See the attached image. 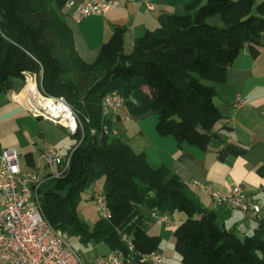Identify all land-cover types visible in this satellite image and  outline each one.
I'll use <instances>...</instances> for the list:
<instances>
[{
	"label": "trees",
	"instance_id": "1",
	"mask_svg": "<svg viewBox=\"0 0 264 264\" xmlns=\"http://www.w3.org/2000/svg\"><path fill=\"white\" fill-rule=\"evenodd\" d=\"M66 2L0 0V91L10 90L14 78L36 75L44 94L64 96L84 124V136L82 131L73 134L78 143L65 175L40 188L51 224L66 237L105 242L110 251L126 248L122 235L127 234L136 252L150 254L163 238L149 233L144 208L157 214L180 211L188 217L174 230L183 264H264L263 228L240 238L219 224L217 213L202 206L169 166L153 167L145 152H135L120 135L92 132L104 123L117 127L122 110L129 116L152 111L161 136L208 149L222 118L217 90L208 82H225L245 47L253 57L260 54L264 0H192L187 13L164 14L161 25L135 40L131 52L125 50V29L118 28L92 63L78 52ZM215 16L223 26L208 22ZM115 91L124 97V107L114 117L104 116V98ZM246 152L228 144L220 156ZM26 161L34 165L32 153ZM258 172L264 175V165ZM102 177L112 215L101 217L91 230L79 220L76 201Z\"/></svg>",
	"mask_w": 264,
	"mask_h": 264
},
{
	"label": "crops",
	"instance_id": "2",
	"mask_svg": "<svg viewBox=\"0 0 264 264\" xmlns=\"http://www.w3.org/2000/svg\"><path fill=\"white\" fill-rule=\"evenodd\" d=\"M191 1L120 0L119 6L111 7L106 13L86 17L95 18L88 23L83 21L86 18L80 20V23L75 21L70 16L71 10H67V21L73 29L78 52L87 62H94V59L91 60L92 55L118 28L125 29V50L131 52L135 40L161 25L164 14H185L186 6ZM206 1L202 0L203 3ZM261 1L256 0L257 3ZM85 34L91 37V41L84 45ZM259 49L260 54L253 57L250 49L245 47L229 67L225 82L210 83L217 90L215 103L222 118L214 127L218 137L210 143L208 149L203 150L187 143L179 145L173 136H161L158 133L152 138L148 137L151 143L145 150L153 167L161 164L169 166L188 184L192 195L202 206L217 213L219 224L240 238L264 229V175L258 172V168L264 165V33ZM31 76L32 83L39 87L37 77ZM28 78H14L10 90L0 91V168L5 148H14L25 158L26 154L32 153L36 162L42 151L39 139L47 143L40 126L43 117L36 116L29 102L21 97L26 92ZM237 95L248 100L243 108L238 109L233 104ZM126 116L116 126L130 119V116L128 119ZM228 144H236L247 152L221 158L220 152ZM234 183L241 184L253 196L254 201L260 205L259 212L233 208L228 204L215 206L211 194L203 187L208 185L216 191L229 193ZM185 218L184 212L178 213V221ZM148 231L152 235L162 236L151 233L150 226Z\"/></svg>",
	"mask_w": 264,
	"mask_h": 264
},
{
	"label": "built area",
	"instance_id": "3",
	"mask_svg": "<svg viewBox=\"0 0 264 264\" xmlns=\"http://www.w3.org/2000/svg\"><path fill=\"white\" fill-rule=\"evenodd\" d=\"M119 5L120 0H67L66 9L71 10L70 16L73 19L80 21L91 15L104 14L111 7ZM31 75L27 74L29 80L32 79ZM37 89L48 104L31 106L34 114L64 126L72 134L82 131L84 136V124L70 102L64 96H49L38 86ZM247 103L246 98L237 95L233 104L242 108ZM124 104L125 99L120 93H109L103 101L104 116L114 117ZM92 132L120 135L117 127L107 123L101 129L93 128ZM39 142L42 146L39 160L27 169L23 168L16 149L7 147L1 156L0 264H87L66 235L45 216L40 200V188L49 180L60 178L67 172L71 153L62 155L57 146L45 143L42 139ZM203 187L211 194L215 206L229 204L246 211H260V205L239 183H234L229 193L216 191L208 185ZM95 197L101 217L111 218L104 194L97 193ZM159 217L168 224L172 222L166 212L160 213ZM122 239L128 245L126 248L99 254L93 264H163L164 250L159 248L150 254H141L136 252L135 244L127 234H123Z\"/></svg>",
	"mask_w": 264,
	"mask_h": 264
},
{
	"label": "rangeland",
	"instance_id": "4",
	"mask_svg": "<svg viewBox=\"0 0 264 264\" xmlns=\"http://www.w3.org/2000/svg\"><path fill=\"white\" fill-rule=\"evenodd\" d=\"M94 19L95 18H86L83 21L88 23ZM80 22L82 21H79V23ZM208 22L210 24L223 26L220 16L210 18ZM81 29H83V27H81ZM76 35H78V33ZM83 39L84 45L85 43L91 41V37L87 34L83 35ZM78 40H80L79 36ZM99 53L100 49L92 55L93 57L91 58V60H96ZM90 63L92 62L90 61ZM237 108L239 109V107ZM121 112L122 116L125 117L127 115V113L123 110ZM40 121L41 130L44 133V140L47 143L57 146L62 154L68 155V153L76 147L78 140L68 129H64L47 119L42 118L40 119ZM157 122L158 115L155 112L150 111L148 113L135 116H132L130 114V119L123 120L117 125V128L122 139L128 142L135 152L143 153L151 143L149 138H152L153 135H158V132L156 130ZM153 149L157 148L154 147ZM20 162L24 168H29L27 166L25 155H20ZM105 182V177H102L91 183L89 186H86L81 192L80 198L76 201V211L79 220L86 223L91 228V230L95 229L97 223L101 219L99 203L95 195L97 193L104 194ZM207 192L209 193V191ZM144 209L146 221L148 223V226H150V232L162 234L163 240L160 249L164 250L165 252L164 264H183L181 255L175 248L174 230L179 224H181V222L188 218L187 215L184 220L178 221V213H181L180 211L169 213L172 222L168 224L167 222L160 219V214L153 215L152 211L149 210V208L145 207ZM196 217H198V215H196ZM67 238L71 245L81 254L86 263L89 264L91 262L92 264L94 263V259L97 255L108 253L110 251L109 246L105 242L97 243L93 240L83 242L81 241L79 236L68 234Z\"/></svg>",
	"mask_w": 264,
	"mask_h": 264
},
{
	"label": "bare ground",
	"instance_id": "5",
	"mask_svg": "<svg viewBox=\"0 0 264 264\" xmlns=\"http://www.w3.org/2000/svg\"><path fill=\"white\" fill-rule=\"evenodd\" d=\"M21 97H23L25 101H28L29 104L33 107H37L38 105L47 106L48 104L47 100L42 98L37 89V86L33 84L31 80H29L25 94Z\"/></svg>",
	"mask_w": 264,
	"mask_h": 264
}]
</instances>
